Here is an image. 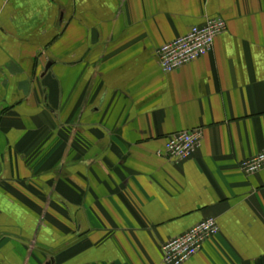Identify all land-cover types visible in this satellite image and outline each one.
Returning <instances> with one entry per match:
<instances>
[{
	"label": "crops",
	"instance_id": "obj_1",
	"mask_svg": "<svg viewBox=\"0 0 264 264\" xmlns=\"http://www.w3.org/2000/svg\"><path fill=\"white\" fill-rule=\"evenodd\" d=\"M210 17L212 50L163 73ZM263 149L264 0H0V264H163L208 218L184 264H264V170L239 166Z\"/></svg>",
	"mask_w": 264,
	"mask_h": 264
},
{
	"label": "built area",
	"instance_id": "obj_2",
	"mask_svg": "<svg viewBox=\"0 0 264 264\" xmlns=\"http://www.w3.org/2000/svg\"><path fill=\"white\" fill-rule=\"evenodd\" d=\"M225 30L226 24L220 17L207 18L204 24L192 26L186 34L155 50L154 58L163 73L171 74L208 54L213 48L216 37ZM200 141L199 130L168 136L165 140L163 156L176 163L184 162L196 152ZM239 166L248 175L264 170V149L256 156L242 161ZM218 232L219 226L214 218L202 220L185 233L170 238L161 245L162 263L184 264L196 256L203 245Z\"/></svg>",
	"mask_w": 264,
	"mask_h": 264
}]
</instances>
